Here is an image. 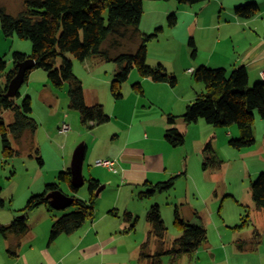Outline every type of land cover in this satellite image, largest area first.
Here are the masks:
<instances>
[{
	"label": "rangeland",
	"instance_id": "rangeland-1",
	"mask_svg": "<svg viewBox=\"0 0 264 264\" xmlns=\"http://www.w3.org/2000/svg\"><path fill=\"white\" fill-rule=\"evenodd\" d=\"M172 3L179 9L172 13L176 14L177 17L176 25L170 26L169 17L172 14H169L163 21L161 20L151 28L150 34L146 33L151 35L158 28H162V31L158 32V36L147 44L148 54H151L149 62L147 61L149 66L159 65V62L156 61H161V59L169 62L170 59L168 58H170L171 50L174 52L176 49L175 44L180 47L182 42L189 43L188 34H190L192 27L191 19L185 10L188 5L179 4L175 0H172ZM250 3H256L260 10L264 7V0H247V2L240 5ZM24 4L25 0H0V6L12 16H18L23 10ZM152 14L154 13H150V16ZM157 17H160V15H157ZM152 19H147L146 23L143 24L146 25L147 29H150L149 22ZM154 20L155 23L158 21L156 18ZM139 43L140 40L128 41L118 49L117 53L134 52ZM186 49L188 50L185 47L184 53L187 51ZM190 50L192 54L193 50ZM16 52L31 55V41L21 39L16 35L5 38L0 23V59L7 62L8 71L14 67L13 55ZM184 56L185 54H183V58ZM150 62L153 65L149 64ZM35 70L48 79L44 70ZM115 70L116 64L114 62H102L94 58H90L85 62L73 59V71L86 90L88 104L95 101L101 103L110 116L108 123L97 126L93 130L82 127L78 113L69 109L68 84H65L61 89L52 87L57 94L56 103L49 104L41 96V91L44 90L45 85L44 79L40 77L41 75H31L30 85L24 83L20 89L21 97L16 100L21 103L24 97L31 98V116L38 123V130L35 134L30 132L25 134L20 141L11 139L14 148L19 151V155L13 158L4 157L0 134V219L6 221L12 216L13 221L15 217L23 216L22 211L28 200L32 196L42 194L48 184L57 183L64 194L85 201L89 200L88 183H85L78 193H74L67 184L60 182L58 178L61 172L58 169L62 166L63 159L65 158L67 167L70 168L75 149L84 143L87 147L83 167L84 177L86 181L90 178L99 180L104 189L97 200L94 220L89 221L79 230L90 228L93 223L99 222L100 231L105 232L112 229L113 223L119 224L124 235L122 243L118 244L120 250L118 258H123L121 251L128 253L138 241L141 245L145 240V231H147L146 214L154 204L160 206L163 220L168 228L167 240L169 243L180 233L175 226L176 210L183 219L191 224L206 226L209 241L214 247L220 234L233 236V233H230L231 231L226 226L230 228L234 225L235 227L241 224L242 219L247 216L246 219H249L251 225L249 224L250 227L245 226L240 232L242 235L239 236V238L245 239L246 234H250L258 227L254 220L255 208L251 185L261 173H264V153L262 152L264 125L256 124V143L252 147L236 150L230 145V140L240 138V132L236 124L230 126L235 130V136H226L229 127H215L207 124L204 120L188 126H185V123L176 122L173 127L177 128L179 132L185 133V144L174 148L165 139L166 129L171 127L167 118L171 112L166 109H169L172 104L171 94L173 92L183 90L184 93L190 87L188 78L178 79V76L173 74L180 81V85L172 88L169 84L158 83L162 84L159 86H166L167 89L164 91H155L144 86L146 95L141 98V102L145 107L139 105L136 110L135 97L130 96L128 93L131 92V88L135 83L142 85V77L136 69L132 70L129 79L121 88L124 98L117 101L111 94V83L115 76ZM169 73L171 72L169 71ZM47 81L49 82V80ZM183 111L182 114L185 113V110ZM174 113L175 116L178 113L182 115L177 108ZM65 114L67 118H64ZM2 117L8 123H12L14 120L9 112H3ZM259 118L261 117L256 112V119ZM63 123L71 127L67 133H61L60 128L58 129V124L61 127ZM129 123H133L132 132L128 127ZM262 124H264V121H262ZM115 134H119L122 138L121 144L129 137L130 139L134 137L136 138L134 146L143 149L147 155L151 153H162L164 155L167 170L161 180H157L154 184L166 182L178 176L179 170L180 173L185 171L186 176L177 178L174 187L168 191L157 192L153 197L143 196L144 193L152 189L145 185V180H123L121 175L114 174L107 168L96 166L98 160H106V157L110 154L112 150L111 143L113 142L111 138ZM108 137L109 139H107ZM67 141L68 146L66 148ZM208 142H211L217 157L222 161L221 168L212 179H210V172L212 171H204L202 167L203 150ZM39 156L43 160V165L38 161ZM121 165L118 164L117 167L131 168L130 164ZM194 183L202 189L201 196L195 193ZM74 210V207L59 211L50 206H41L28 212L27 222L36 226L37 233L36 250L30 251L29 242L26 243L27 246L24 249L28 250L27 256L30 264H41L42 262L46 264L48 258L44 255V252L47 251L55 259L65 255L69 246L57 243L59 241L50 244V234L45 239L46 235L44 236L43 233L44 230H48L50 223L52 226L55 218ZM193 211H199L200 215L198 217L193 216L191 214ZM112 212L117 215L112 214ZM125 212L132 213L134 217L138 218L131 234H127L126 230L133 223L129 224L123 221ZM122 224L124 226L121 227ZM217 227L221 230L220 234ZM142 236L145 237L144 240H141ZM3 244L4 239L0 235V264H24L22 258L18 263H15L16 261L7 254ZM128 255L126 254L127 259ZM77 257L79 255L76 252L72 254L70 260L74 259L73 262L76 264H87L84 261L80 263ZM248 258L235 260L231 258L230 264H255L254 261L252 262ZM95 262L96 260H93L89 263L95 264ZM168 262L169 257H164V264H168Z\"/></svg>",
	"mask_w": 264,
	"mask_h": 264
},
{
	"label": "trees",
	"instance_id": "trees-1",
	"mask_svg": "<svg viewBox=\"0 0 264 264\" xmlns=\"http://www.w3.org/2000/svg\"><path fill=\"white\" fill-rule=\"evenodd\" d=\"M146 0H25L23 10L18 16H12L0 6V23L5 38L18 36L21 39L30 40L32 54L25 55L14 53V67L8 71L7 62L0 59V134L2 138L3 155L5 158H13L19 155L14 148L11 139L20 141L25 134L38 130V123L31 116L32 101L30 97H24L21 103L17 98L6 95L7 86L17 73L19 64L32 58L35 67L27 71L25 83L31 72L42 69L47 73L51 86L61 89L68 84L69 109L78 113L81 126L92 130L97 126L110 121V116L101 103L89 105L86 102L85 89L82 82L73 71V59L85 62L90 58L102 62H114L116 64L115 76L111 83V94L115 100L124 98L121 93L122 85L129 79L132 70L136 69L143 78H148L156 83H166L176 87L178 79L166 68L159 64L155 67L147 64V44L158 36L162 28L148 35L141 32L140 24L144 14V2ZM171 1V0H157ZM179 4L194 5L206 0H175ZM235 14L243 19H251L259 12L256 3L240 5L235 8ZM170 26L177 23L176 14L169 17ZM140 40L139 46L134 52L117 53L118 49L128 41ZM190 47L196 55L193 40ZM196 82L204 85V91L197 94L186 108L185 113L178 117L168 115V124L171 126L165 134L166 141L174 148L185 144V135L173 127L178 119L186 125L204 120L215 127L238 126L240 138L230 140V145L236 149L252 147L256 143L255 122L256 112L264 120V82H258L250 86L248 71L245 67L234 69L230 75L225 69H211L205 66L199 67L193 75ZM135 93L144 95L140 83L132 86ZM3 112L12 114L14 120L8 123L2 117ZM203 170H219L222 161L217 157L211 142L206 144L203 150ZM39 154V152H38ZM38 161L43 165L39 156ZM182 173L166 182L156 184L146 183L152 189L144 193L145 197H153L157 192H165L172 189L177 178L184 176ZM59 181L67 184L69 188L78 193L71 184V171H61ZM90 198L85 201L73 196L70 207L75 210L53 220L50 230V242L56 241L62 235H69L81 229L89 221L95 218L96 204L99 196L96 191L101 187L98 180L90 178L88 181ZM60 190L59 184L53 183L45 186L44 192L32 196L22 213L23 216L15 217L8 225H0V235L4 239L10 236L22 237L30 229L27 222L28 212L41 206H51L47 195ZM1 194V188H0ZM251 194L254 208L257 211L264 209V173L251 185ZM67 209V208H66ZM115 214V212H112ZM247 217V216H246ZM242 219L241 224L233 230L241 231L250 227L249 219ZM123 221L133 223L126 232L132 231L138 218L132 213L125 212ZM175 226L180 232L171 241L167 240L168 228L163 220L158 204L152 205L146 214L148 232L146 240L141 244L138 252L140 264H164V257H169L168 264H178L184 257H192L200 248L208 244V231L204 226L191 224L183 219L179 212L175 211ZM250 224V225H249ZM260 233L257 229L252 232L251 239L237 240L240 251H254L260 244ZM155 245V250L152 246ZM250 247V248H249ZM10 257H17L18 251L14 247L7 250Z\"/></svg>",
	"mask_w": 264,
	"mask_h": 264
},
{
	"label": "crops",
	"instance_id": "crops-1",
	"mask_svg": "<svg viewBox=\"0 0 264 264\" xmlns=\"http://www.w3.org/2000/svg\"><path fill=\"white\" fill-rule=\"evenodd\" d=\"M243 2H247V0H206L194 5H188V7L186 6L187 8L185 10L191 19L192 27L190 29V34H188V41L190 43V41L193 40L196 48V55L193 56L191 54L190 49L192 48L190 47L189 43L185 44L182 42L180 44V47L178 46V44H175L176 49L174 50V52L171 50L170 58H168L170 59L169 62L164 61L165 59L156 61L159 62V64H163L168 72L170 71L172 74H176L178 76V79L188 78L189 80L190 87L187 88L184 93L183 90H179V92H173L171 94L173 101L169 109H166L168 110V112H171L170 114H175L174 111L176 110V108L182 114V112H184L183 110L186 111L187 106L195 100L197 94L204 91V85L196 82L193 77V72H195L201 66H205L211 69H225L227 74H229L236 68L245 67L248 71L250 86L258 82H262L259 73L264 69V7L261 10L259 8V12L255 17L251 19H243L238 17L234 11L235 8L240 6V4H242ZM177 10L179 9L172 3V0L167 2L146 0L144 2V14L140 24L141 32L144 34H150L151 28L153 26L158 24V22H161V20L163 21L166 16L172 14ZM150 13L154 14L150 16ZM157 15H160V17H157ZM150 18L153 19L151 20V22H149L150 29H147L146 25L143 24H145L147 19L149 20ZM154 18L158 20L156 21V23ZM185 47H187L188 50L186 49L187 51L184 53L183 51ZM183 54H185L184 58ZM150 55L151 54L147 55L148 62ZM166 56H168V54H166ZM149 64L153 65L151 62ZM39 73L40 72L33 70L30 76L37 75ZM39 75H41L40 77L44 79L45 83L43 87L44 90L41 91V96L43 97L45 102L52 104V102L56 101L57 94L53 90L51 84L47 81L48 79L46 78V76H43V74ZM30 76L26 83L27 85L28 83L30 85ZM141 80L142 87L144 88V95L135 93L132 88L131 92L128 93L130 96L133 95V97H135L134 102L136 110L138 109L139 105L145 107V105L141 102V98L146 95L145 87L147 89H154L155 91H164L165 89H167L165 88L166 86H159L162 84L153 82L148 78L142 77ZM177 85H180L179 80ZM94 103H97V101L92 102L89 105ZM179 114L180 113H178L176 116L180 117L184 113L182 115ZM64 118H67V115ZM262 121H264L262 118L256 119L255 138L257 132L256 124L259 123L260 125H264L262 124ZM177 123L184 122L179 119L177 120ZM128 127L132 132L133 123H129ZM59 128L60 124H58V129ZM234 134L235 130L229 127L226 132V136H235ZM107 139H109V137ZM111 139L113 140V142L111 143L112 150L106 158L116 161L115 168L117 172L112 171L114 174L121 175L123 180H145V184H154V182H156L157 180H161L162 176L167 170L166 160L162 153H151L147 155L143 149L134 146V143H136V138L134 137H132L131 139L129 137L123 144H121L122 138L119 134L113 135ZM67 146L68 141L65 147L67 148ZM262 152L264 153V145L262 147ZM118 164H130L131 168H118ZM61 165L62 166L59 167L58 170L66 171L68 169L67 161L65 160V158L63 159ZM211 171L212 172H210V179L217 175L218 170ZM180 172L181 171L179 170V175L185 173L184 176H186L185 171H182V173ZM194 191L195 193H197V195L201 196L202 189L198 187L196 183H194ZM191 214L198 217L200 215V212L193 211L191 212ZM254 220L258 225V227H256L255 229H257V231L261 235L260 244L254 251H251L249 249L246 251H240L238 249L236 242L239 239V236L242 235V233H240V230H233L234 225L230 228L226 226L231 231L230 233H233V236L229 234L221 235V230L217 227L220 235L215 247L209 241L210 238L208 236L207 245L200 248V250H198L192 257H182L178 261V264H230L231 258L235 260L247 259L248 257V259H250V261L252 262L254 261L255 264H264V209L260 211L255 210ZM11 222L12 216L6 221H2L0 219V225H8ZM98 223L99 222L93 223L90 228H84L82 230H77L72 234L60 236L56 240V242L59 241L57 243H63L65 245H68L70 248L68 247L65 255H63L61 258L56 259L49 253V251L44 252V255L48 258L46 264H76L73 262L74 259L70 260L72 254L76 252L79 255V257L77 258L80 263L84 261L85 263L90 264V261L96 260L95 264H140L138 262V250L141 246L139 245L140 241H138V243L130 252L126 253L125 251H121L123 258H118L120 254L118 244L122 243L124 232L120 229L119 224L116 225L115 223L112 224V229L102 232L100 231ZM29 226V231L20 238L15 236H10L8 239L3 238V245L6 252L8 248L12 246L18 251L17 257L9 256L11 259H14L16 261L15 263H18V261H20V259L22 258L24 260V264H30L27 256L28 250H24L27 246L26 243H30V251L36 250V226L30 224ZM122 226H124V224H122L121 227ZM204 227L206 228V226ZM50 229L51 223L48 225V230H44L43 234L44 236L46 235L45 239L47 238V236L49 237ZM145 232L146 237L148 227L147 231ZM127 234H131V231L127 232ZM145 237L142 236L141 240H144ZM251 238L252 232L245 235L246 240ZM56 242L54 241V243ZM51 243L52 242H50V244ZM50 244L49 247L51 246ZM155 247V245L152 246L154 250ZM126 254H129L128 259L126 258ZM41 264H45V262H42Z\"/></svg>",
	"mask_w": 264,
	"mask_h": 264
},
{
	"label": "water",
	"instance_id": "water-1",
	"mask_svg": "<svg viewBox=\"0 0 264 264\" xmlns=\"http://www.w3.org/2000/svg\"><path fill=\"white\" fill-rule=\"evenodd\" d=\"M35 67V61L30 58L25 62L19 64L17 73L13 79L10 80L7 86L6 95L10 98H14L20 92L21 87L25 83V76L27 71ZM86 157V147L85 144H80L74 151L72 160H71V184L74 188L80 189L85 184V178L83 175V166ZM104 186L100 187L96 191V195H99ZM47 198L50 200L52 208L55 210H65L73 203V198L67 196L62 191H54L47 195Z\"/></svg>",
	"mask_w": 264,
	"mask_h": 264
},
{
	"label": "built area",
	"instance_id": "built-area-1",
	"mask_svg": "<svg viewBox=\"0 0 264 264\" xmlns=\"http://www.w3.org/2000/svg\"><path fill=\"white\" fill-rule=\"evenodd\" d=\"M261 76H264V71L261 72ZM67 130H69V127L67 125H64L62 127V131L66 132ZM115 161H110V160H106V161H99L97 162V166H103V167H107L110 170L116 171L115 170Z\"/></svg>",
	"mask_w": 264,
	"mask_h": 264
},
{
	"label": "bare ground",
	"instance_id": "bare-ground-1",
	"mask_svg": "<svg viewBox=\"0 0 264 264\" xmlns=\"http://www.w3.org/2000/svg\"><path fill=\"white\" fill-rule=\"evenodd\" d=\"M32 70V69H31ZM262 71H264V69L263 70H261L260 71V73H259V75H260V78H261V80H262V82H264V76H261V72ZM194 73V72H193ZM9 84V83H8ZM24 85V84H23ZM20 93V92H19ZM18 93V94H19ZM16 97V96H15ZM14 97V98H15ZM64 125H67L68 127H69V130L71 129V127H70V125H68V124H66V123H63V124H61V127H60V132L61 133H67L69 130H67L66 132H64V131H62V127L64 126ZM85 147H86V145H85ZM87 148V147H86ZM86 158V157H85ZM106 160H110V161H115V160H111V159H106ZM106 160H98L97 162H99V161H106ZM85 162V161H84ZM97 162H96V166H97ZM115 164H116V161H115ZM71 166V165H70ZM116 166V165H115ZM84 167V166H83ZM97 167H103V166H97ZM104 168H107V167H104ZM68 169H70V168H68ZM107 169H109V168H107ZM110 170V169H109ZM115 170H116V168H115ZM110 171H113V170H110ZM113 172H117V170L116 171H113ZM84 175V174H83ZM85 178V177H84ZM85 183H86V179H85ZM85 185V184H84ZM101 187H102V185H101ZM61 191V190H60ZM101 194V193H100ZM99 194V195H100ZM99 195H97V196H99ZM68 196V195H67ZM70 197V196H69ZM66 210V209H65Z\"/></svg>",
	"mask_w": 264,
	"mask_h": 264
}]
</instances>
